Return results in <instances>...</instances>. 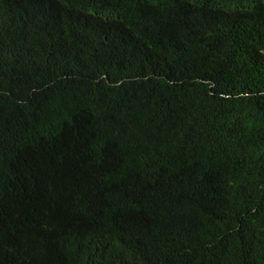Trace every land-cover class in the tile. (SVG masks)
Here are the masks:
<instances>
[{
  "label": "trees",
  "instance_id": "trees-1",
  "mask_svg": "<svg viewBox=\"0 0 264 264\" xmlns=\"http://www.w3.org/2000/svg\"><path fill=\"white\" fill-rule=\"evenodd\" d=\"M0 264H264V0H0Z\"/></svg>",
  "mask_w": 264,
  "mask_h": 264
}]
</instances>
